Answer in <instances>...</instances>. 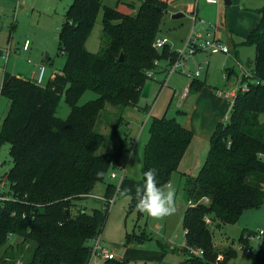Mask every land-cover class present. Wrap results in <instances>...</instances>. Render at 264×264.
<instances>
[{
	"label": "trees",
	"instance_id": "16d2710c",
	"mask_svg": "<svg viewBox=\"0 0 264 264\" xmlns=\"http://www.w3.org/2000/svg\"><path fill=\"white\" fill-rule=\"evenodd\" d=\"M116 7L104 6L102 0H73L59 31L58 56L66 61L45 86L4 74L1 95L10 106L0 129V150L10 145L13 167L5 174L9 192L0 202V251L11 236L32 244L25 264L90 263V242L101 236L109 210L73 216L72 207L122 165L125 143L119 140L115 153L97 155L104 143L96 131L98 118L107 104L137 108L144 86L154 81L147 72L156 69L155 61L177 59L168 46L161 52L154 48L169 0L118 1ZM102 9V47L92 53L87 42ZM256 12L260 20L242 43L255 48L254 81L245 80L248 88L236 94L229 119L216 125L197 176L183 174L188 257L181 264H228L235 259V249L220 252L215 246L213 229L235 225L245 211L264 204V5ZM200 84L194 80L191 91ZM87 92L97 98L80 105ZM62 97L70 108L66 119L57 116ZM142 110L148 113L150 107ZM149 132L142 183L144 173L155 169L158 185L164 188L179 170L193 133L167 113L152 121ZM115 193L116 185L108 184L105 196ZM134 211L138 217L144 212L140 196L133 195L130 202L129 213ZM253 233L244 230L239 244L249 246L246 236ZM151 239L146 231L126 235V243ZM10 247L0 256V264L19 259ZM220 256L223 260L218 262ZM251 264H264L263 249L253 255Z\"/></svg>",
	"mask_w": 264,
	"mask_h": 264
},
{
	"label": "rangeland",
	"instance_id": "374dc122",
	"mask_svg": "<svg viewBox=\"0 0 264 264\" xmlns=\"http://www.w3.org/2000/svg\"><path fill=\"white\" fill-rule=\"evenodd\" d=\"M102 1L104 6L117 8L116 5L119 0ZM125 1L129 2L130 0ZM72 2L73 0H1L0 5L3 6V9L0 10V48L8 45L11 36L14 47L22 46L25 40L32 42L31 49L28 52L21 53V55L12 54L9 62L6 65L4 63L3 67L0 66L2 70L5 69L14 74L20 73L19 75L30 78L32 77V73L38 70V66L42 63L43 59L47 58L46 55L49 54L54 64L52 67L46 66L48 71L46 72L45 84L52 70L61 71L66 60L63 56H58L59 31L66 21L65 15ZM204 2L205 0H195L192 2L189 7L185 8L188 17L181 18L180 21L177 20V24H183L187 28H191L193 24L191 16L194 14V7L197 4L200 11H202L203 7L206 6ZM220 3L222 10L219 15L223 21L221 26L227 29L228 23L232 28L235 23L240 24V18L237 16H243L246 12L261 17L256 12L257 9L251 8L262 7L264 0H233V4L229 6L225 5L224 0H221ZM169 4H172V0H170ZM242 7H245V9H241ZM206 9L214 10V7L207 5ZM224 18H226L228 23L224 22ZM102 19L103 9L99 13L94 30L87 42V49L92 53H98L102 47ZM168 23L169 25L172 24L170 20L167 21ZM162 29L165 30V26L163 27L162 25ZM235 33L239 35L240 33L242 34V31ZM242 48L243 52L240 59L243 65H246L249 58L253 59L251 57L254 54L255 48L246 45ZM157 51L161 52L162 49ZM223 58L224 56L219 61ZM190 66L192 72H196L199 69L194 65ZM213 66H215L214 62L211 64L210 72L213 70ZM204 68L199 69L200 78L203 77ZM175 83L176 85L180 84L181 80L179 82L171 81L172 87H174L173 84ZM156 88L157 85L155 84L152 96L149 99H142L140 102V106L144 107L148 104L150 107L149 116L146 119L142 120L143 115L139 114L132 107L123 109L107 104L97 121L96 131L104 136V143L97 151V155L115 153L120 145L119 140H125L121 164L123 166L127 165V170L126 177L122 183L128 182L132 188L131 190H125V188L121 187V192L116 195L115 204L109 209V217L101 234L103 246L109 251H113L116 256L109 264H181L188 257L187 253L165 252L164 248L169 250L174 245L176 248H179L185 239L183 214L188 204L184 189L185 176L183 173L190 177L197 176L207 158L210 142L200 143L193 135V139L181 160L179 170L172 175L170 186L162 188L165 193L169 190H173L175 193L174 210L170 214L158 217L144 211L138 217L137 211L129 213V206L133 195H138L137 185H142V167L145 145L150 138V125L154 119L162 117L165 113H167L168 118H178V107H181L182 103H184L182 100L179 101L176 96L171 102L173 89L169 86L157 98L154 92ZM96 98L97 95L95 93L87 92L80 100V105L86 104ZM9 106V100L1 95L0 129ZM69 113L70 108L65 102L64 97H62L57 116L66 119ZM261 120L264 123V115L261 117ZM9 150V144L3 145L0 150L1 196H7V192H9V186L5 181V174L13 167V160L9 155ZM111 172H115L118 176H121L118 169ZM110 173L103 183L96 185L89 196L75 202V206L72 207L73 216L77 215L79 211L91 213L93 209L105 208L106 203L100 198L106 195L107 185L113 184L118 186L120 181L119 177L117 179L111 178ZM260 228L264 229V206L245 211L235 226H228L221 231L213 229L214 241L219 246L220 252L228 247H232L237 251V260L240 261V264H249L254 254L261 249L264 250V236L261 239L252 241L250 245V247L253 246L251 247V253H247L245 247L244 250L240 249L239 237L244 229L258 232L261 230ZM145 231L152 236L153 240L146 242L144 246H132V243H126V235L128 233L139 235ZM228 239L229 243L226 244ZM10 245L12 246L10 248H13L19 258L15 264H25L32 250V244H23L20 238L11 236L9 244L0 251V256L4 254L6 248ZM96 260L95 258L91 259V264H94ZM101 264L105 263L102 262Z\"/></svg>",
	"mask_w": 264,
	"mask_h": 264
},
{
	"label": "crops",
	"instance_id": "0c3cea01",
	"mask_svg": "<svg viewBox=\"0 0 264 264\" xmlns=\"http://www.w3.org/2000/svg\"><path fill=\"white\" fill-rule=\"evenodd\" d=\"M194 1L195 0H172V4H169L168 13L164 17V20L162 23L163 27L165 26V30H163L161 26V30L158 34V37L168 39L169 42L167 46L169 47L171 52H179L180 50L184 48L185 42L187 41L192 31V28H193V24L191 28L189 27L187 28L183 24L182 25L177 24V20L172 19V16L174 14L184 13L186 15L185 18H187L188 15L186 13L185 8L189 7ZM224 2L226 6L233 4V0H226ZM204 4L206 6L207 5L213 6L214 10H207L206 6H204L202 11H200L198 5L196 4V7H194V14H196L197 16V22L194 25L195 31L197 33H206L207 31L212 32L225 46H228V48L230 49V54L228 55H225V54L209 55L205 52L197 53L194 57H191L185 60L184 68L186 69V74H183L180 72L173 74L171 78L169 79L167 86L165 87H163V84L166 82V79H167L166 72H167V67H168V61H161L160 65L155 71L154 81L152 82V87L150 91V97H151L153 90H154L153 89L154 85L156 84L157 88L155 89L154 92H155L156 97L158 98V96H160L165 91V89L168 88L169 86L170 88L173 89V92L171 94L172 95L171 102H172V100L175 98L176 90L177 91L181 90L185 86L191 87L194 80L199 81L201 83L200 84L201 86L198 90L193 89L190 92L189 96L186 99L182 100L184 101V103H182L181 107H178L179 108L178 111L182 113L181 114L179 113L178 115L180 118L179 117L177 118V120L185 128L189 129L193 133L194 137H196L198 139V142L200 143L210 142V139L212 137V134L214 132L216 125L219 122L227 121L229 119L230 112L233 106V99L230 97V94L236 95L238 91L245 86L246 82L243 80V77H242L243 70L249 71V72H253L254 70L255 49H254V54L251 57L253 59L249 58L246 65H243V62L241 61L240 57L243 52L242 47L244 45L242 43L244 42L245 37L250 33L252 28L260 20V17L258 15L255 16V15H252L246 12V14H243V16H240V15L237 16L240 18V21H239L240 24L235 23L233 26L234 29L231 27V25H229L226 18H224V22L228 23V27L225 25L227 28L225 29L221 26L223 21L222 19H220V15H219L222 10L221 3L219 2L217 5H212V4H208L205 0ZM171 7H175V8H171ZM2 9H3V6L0 5V10ZM241 9H245V7H242ZM251 9H259V7H256V8L253 7ZM167 19L170 20L172 24L170 25L169 23L167 24V21H168ZM178 21H180V19H178ZM241 31H242V34L240 33ZM235 32H239L240 34L238 35ZM235 34L237 37L235 36ZM10 39H12V36L10 37ZM21 47L22 46H16V47L13 46V48L18 51L21 50ZM21 53H26V52L20 51V52L14 53L13 55H21ZM222 56H224V58L219 61V59H221ZM46 57L47 58H44L41 64L52 67L54 62L49 57V54L46 55ZM0 60H1L0 66L2 67L4 63L6 65L9 62V61L5 62L2 59ZM213 62L215 63V66H213V70H211L210 72L211 64H213ZM190 65H194L195 67L201 68V69L205 67L203 71V77L200 78L201 76L200 74L199 77L193 80L190 79L187 75L194 73L190 69L191 67ZM5 72H8V71H6L5 69L2 70V68L0 67V83L3 82ZM37 72L38 70L34 71L32 73V77L30 78L28 77V78L34 80V78H36L37 76ZM57 73H60V70L58 71L52 70L51 75L48 78V81L53 79ZM10 74L21 76L19 75L20 73L19 74L10 73ZM173 80L174 82H179L181 80V83L177 85L175 83L173 84L174 87H172L171 81ZM145 106H149V105L146 104ZM142 108L143 106L139 105L137 108H134V109L137 110L139 114L143 115L142 120H144L147 118V116H149V112L146 113L145 111L142 110ZM166 186H170V183ZM121 187L125 188V190L132 189L129 186L128 182H126L125 184L121 183ZM135 196L139 197L140 195H135ZM228 226H231V225H228ZM228 226L220 227L218 228V230L221 231L223 229H226V227ZM244 230L255 232L253 230H248V229H244ZM261 230H264V229H261ZM185 234H186V231L184 233V236ZM146 242L141 243V244L134 242L131 245L132 246L133 245L144 246ZM228 243H229V239L227 240L226 244ZM251 243L252 241L249 242V246L247 247L249 248L253 247V246L250 247ZM214 244L217 248H219V246L217 245L215 241H214ZM185 248H186V244H185V239H184V241L181 243L179 248H176V246L174 245L169 250L165 249V252L170 251L172 253H176V252L186 253V251L184 250ZM240 249H241V245H240ZM237 258H238V255L235 259L231 260L228 264H231V263L240 264V261H238ZM95 259L97 260L94 264H99V263L101 264L102 262L106 263L108 261V260H104L101 258H95ZM89 264H91V260ZM249 264H251V262Z\"/></svg>",
	"mask_w": 264,
	"mask_h": 264
},
{
	"label": "built area",
	"instance_id": "2783aa9c",
	"mask_svg": "<svg viewBox=\"0 0 264 264\" xmlns=\"http://www.w3.org/2000/svg\"><path fill=\"white\" fill-rule=\"evenodd\" d=\"M220 1L221 0H206L208 4H212V5H217ZM192 19H193V28H192V31L187 41L185 42L184 48L180 50L179 52H176L177 59L174 62L168 61V67H167V72H166L167 79H166V82L163 84V87L167 86L168 81L173 74L178 73V72L186 74V69L184 68L185 60L188 58L194 57L199 52H205L209 55H217V54L228 55L230 54V49L228 48V46H225L212 32L207 31L206 33H197L195 31V26H194L195 23L197 22L196 14L192 16ZM168 42L169 41L167 38H159L157 36V38L154 41V48L156 50L164 49L167 46ZM31 45H32V42L30 40H25V42L23 43L21 47V50L18 51L13 48V42H12V39H10L6 47L0 48V59L4 60L5 62H8L12 54L16 52H20V51L27 52L30 50ZM160 63L161 61L159 60L155 61L154 65L156 69L158 68ZM156 69L147 72L148 79L154 78ZM199 69L193 74H188L187 76L192 80L199 77L200 76ZM46 72H47V67L45 65L41 64L38 66L37 76L36 78H34V81L38 85L40 86L46 85L45 84ZM242 77L244 81L245 80H248L250 82L254 81L253 72L243 70ZM245 82H246L245 86L241 88V90L243 91H245L248 88V84H249L247 81ZM2 88H3V82L0 83V95L2 92ZM190 92H191V87L185 86L181 90H178V91L176 90L175 96L178 97L179 100H184L189 96ZM235 96L236 95L230 94V97L233 100ZM117 169L120 171L121 176H118L115 172L110 173L111 178L113 179H117L118 177L120 178L118 186L116 185V193L110 198H107L106 196L103 198H100L106 203L105 209H108V210L115 204L116 195L119 194L121 190V183L126 176L127 165L126 166L121 165ZM3 199H4V196L0 195V202ZM206 223L210 224V219H206ZM263 236H264V230H259L258 232H254L253 234L247 235L246 239L249 242H251V241H255L256 239H261V237ZM90 247H91V259L101 258L104 260H114L116 258L113 251H109L105 246H103L101 236L93 239L90 242ZM245 248H246L245 251L247 253L252 252L251 248L249 247H245ZM241 250H244V247L241 246ZM222 260L223 258L222 256H220L218 258V262Z\"/></svg>",
	"mask_w": 264,
	"mask_h": 264
},
{
	"label": "clouds",
	"instance_id": "9594fccd",
	"mask_svg": "<svg viewBox=\"0 0 264 264\" xmlns=\"http://www.w3.org/2000/svg\"><path fill=\"white\" fill-rule=\"evenodd\" d=\"M155 169L144 173L142 185H137V194L140 195L141 208L152 216L162 217L170 214L173 209L175 193L169 190L165 193L158 185Z\"/></svg>",
	"mask_w": 264,
	"mask_h": 264
},
{
	"label": "water",
	"instance_id": "95a60500",
	"mask_svg": "<svg viewBox=\"0 0 264 264\" xmlns=\"http://www.w3.org/2000/svg\"><path fill=\"white\" fill-rule=\"evenodd\" d=\"M224 1H226V0H224ZM185 17H186V15H185L184 13H178V14H174V15L172 16V19L178 20V19L185 18ZM123 57H124V55L121 54V56H120V61H123ZM151 87H152V82H148V83L144 86V88H143V90H142V93H141V98H142V99H149V98H150ZM184 250L187 251L186 248H185Z\"/></svg>",
	"mask_w": 264,
	"mask_h": 264
}]
</instances>
